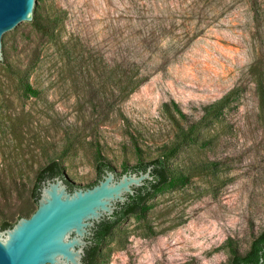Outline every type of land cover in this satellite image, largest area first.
Instances as JSON below:
<instances>
[{"label":"rangeland","instance_id":"1","mask_svg":"<svg viewBox=\"0 0 264 264\" xmlns=\"http://www.w3.org/2000/svg\"><path fill=\"white\" fill-rule=\"evenodd\" d=\"M40 2L0 62V117H15L0 118V226L37 211L36 178L53 159L79 188L99 161L121 173L165 158L169 183L96 264L245 254L264 230V0ZM136 71L148 80L123 97L117 81ZM23 76L38 95L18 90Z\"/></svg>","mask_w":264,"mask_h":264},{"label":"water","instance_id":"2","mask_svg":"<svg viewBox=\"0 0 264 264\" xmlns=\"http://www.w3.org/2000/svg\"><path fill=\"white\" fill-rule=\"evenodd\" d=\"M41 6L40 0H0V62L6 41L30 26ZM151 171L108 170L96 185L72 189L61 177L43 182L32 217L0 230V264H83L91 229L152 180Z\"/></svg>","mask_w":264,"mask_h":264},{"label":"trees","instance_id":"3","mask_svg":"<svg viewBox=\"0 0 264 264\" xmlns=\"http://www.w3.org/2000/svg\"><path fill=\"white\" fill-rule=\"evenodd\" d=\"M45 32L49 33L48 30H45ZM120 67L121 66L119 65L115 66V74L119 73L118 68ZM12 72L14 73L13 75H16L14 70ZM138 73V71L132 72L131 75L125 73V79L117 81L118 84L122 83V87H120L119 91L123 97L130 96L145 82H147L148 77H140ZM16 85L18 90L26 95H38L37 89L33 88V85L28 82V78L25 76L20 77ZM223 102L224 100H221L217 103V106L222 105ZM22 115L23 114L20 116L23 117ZM0 118L15 117L13 114H2ZM187 139L188 137H185L181 143L176 145L167 158H171L176 155L181 149L182 144H184ZM149 168H152L151 176L153 179L147 180L144 186L135 188L134 194L128 195L125 202L117 204L116 210L110 218H103L91 229V235L87 239L88 244L85 248L83 264H96L101 246L112 234L113 230L127 217L143 213L145 211L146 201L155 191H158L163 186L168 184L171 179L168 162L165 158H156L147 162L142 161L132 166H125L121 173H117L115 169L105 161H99L97 163L98 179L86 187L96 185L108 170L114 171L118 175H123L126 173L139 174L140 172H146ZM56 177H61L70 188H73V185L66 180L60 162L57 159H53L45 167H43L37 175L33 190V195L37 202L40 197V188L42 183ZM13 225V223L5 221L1 224L0 228L5 230L11 228ZM261 260H263V262H261ZM232 264H264V230L252 241L250 249L245 254H238L234 256Z\"/></svg>","mask_w":264,"mask_h":264}]
</instances>
